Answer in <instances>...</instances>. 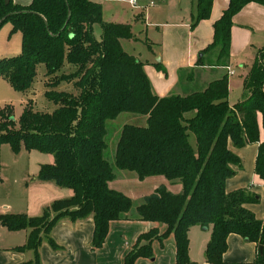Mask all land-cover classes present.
I'll return each instance as SVG.
<instances>
[{
	"label": "trees",
	"instance_id": "trees-1",
	"mask_svg": "<svg viewBox=\"0 0 264 264\" xmlns=\"http://www.w3.org/2000/svg\"><path fill=\"white\" fill-rule=\"evenodd\" d=\"M213 1L197 0L193 27L209 19ZM250 3L264 5V0H230L214 25V40L206 51L220 50L219 66L230 62L233 18ZM7 23L12 25L11 34H21L22 53L0 60V80L26 92L43 64L46 82L53 79L46 85V97L56 108L40 112L29 102L20 121L15 120L11 107L0 110V180L1 148L8 144L15 154L26 150L52 155L53 164L42 165L38 179L74 192L68 199L53 202L41 216L0 215V224L9 230H30L27 244L17 248L35 252V260L25 264H41L39 249L44 241L57 248L51 232L62 219L92 216L93 249L104 245L112 221L129 219L133 201L110 188L115 168L105 157L107 122L123 113L147 117V124L122 128L116 168L134 172L140 180L162 176L182 185L179 194L159 187L137 208L139 220L168 229L162 235L154 229L141 236L125 264L152 259V243L170 235L176 240L177 264H194L189 258L193 226L212 227L206 249L209 264H223L231 234L262 247L255 264H264V221L247 209L259 197L250 190L226 191L227 180L236 174L232 166H241L230 145L243 148L259 143L260 116L264 129V48L244 79L249 96L231 106L228 75L185 97L155 95L144 64L121 45V40L133 38L131 27L106 23L102 6L92 0H32L28 6L0 0V30ZM97 25L101 40L95 37ZM66 63L76 70L70 76L62 75ZM71 76L79 79L78 97L55 90ZM255 173L264 182V143L259 147Z\"/></svg>",
	"mask_w": 264,
	"mask_h": 264
},
{
	"label": "crops",
	"instance_id": "crops-1",
	"mask_svg": "<svg viewBox=\"0 0 264 264\" xmlns=\"http://www.w3.org/2000/svg\"><path fill=\"white\" fill-rule=\"evenodd\" d=\"M92 1L102 6L106 23L125 24L131 27L133 38L121 40V45L125 51V45H128L130 51L126 52L144 64L145 73L155 95L160 98L185 97L206 90L211 83L226 75L229 76L231 89L230 79L238 71L241 79L237 86L243 89L241 101L249 96L244 89V79L258 57V52L264 48V5L250 3L233 18L231 58L229 65L223 67L217 63L220 50L206 49L213 43L214 25L229 7L230 0H214L209 19L201 21L194 27L197 0H138L139 7L131 6L128 0ZM13 2L16 5L28 6L32 0ZM140 43L144 45L141 46ZM230 97L231 91L229 103L231 106L236 105L237 103H232ZM137 121L146 126L147 117L143 121L138 118ZM259 125V143L248 144L243 148L230 145L231 151L239 157L241 166H232L236 174L227 180L226 191L231 193L250 190L256 194L259 202L247 205V209L259 221H264V182L255 173L259 147L264 143L261 116ZM53 162L54 157L50 155L46 164ZM110 164L116 167L115 156L113 163ZM42 165L45 164L39 165L30 182L25 178L21 183L26 187L25 198L30 192L38 196L33 200L21 201L18 204L19 208H24L21 210H17L16 205L5 204L0 207V215L13 213L26 214L29 217L41 216L53 202L74 195L71 189L61 188L54 182L40 181L38 174ZM127 172L121 170L117 173L115 170V179L109 186L132 199L135 210L132 209L128 214L129 219L112 221L109 224L107 239L99 249H93L95 222L92 216L78 221L62 219L51 232L57 248L44 241L39 249L41 264H125L127 256L138 245L141 236L154 229H157L160 235L167 231L166 225L139 220L136 210L161 186H165L174 194H179L182 191L181 183L168 181L162 176L140 180L136 173ZM29 233L30 230L11 231L0 224V264H25L35 260L33 250L17 249L27 244ZM211 236L212 227L193 226L190 229L189 258L192 263L209 264L206 249ZM145 244L146 241L141 245ZM227 245L223 264L256 263L259 255L256 243L240 235L231 234L227 239ZM152 248L154 254L152 259L139 258L135 264H177V246L173 235L168 236L163 242L155 240Z\"/></svg>",
	"mask_w": 264,
	"mask_h": 264
},
{
	"label": "rangeland",
	"instance_id": "rangeland-1",
	"mask_svg": "<svg viewBox=\"0 0 264 264\" xmlns=\"http://www.w3.org/2000/svg\"><path fill=\"white\" fill-rule=\"evenodd\" d=\"M12 25L10 23L5 24L0 30V60L6 58H12L19 56L22 53V36L20 33L11 34ZM102 30L100 26H95V37L101 40ZM139 45H144L140 43ZM126 51H130L128 45H125ZM259 54V52H258ZM257 54V56H258ZM257 58V57H256ZM72 68V69H71ZM76 70L66 63L62 70V75H72ZM69 77L67 82L62 83L55 90L60 92H66L74 96H79L81 90L76 86L78 78ZM240 72H236L231 81V101L232 103H238L243 96V89L237 86L240 82ZM46 67L45 65H39L37 68V76L32 87L26 92H18L12 88L9 81L6 79L0 80V110H4L7 106L12 108V112L16 121H20L24 109L29 102L33 103L34 109L40 112H52L56 107L47 100L46 92L48 91L47 84L52 82V78L46 82ZM200 89V88H198ZM143 121L145 117L123 113L116 120L107 122V136L106 142L108 148L105 152V157L113 163L117 143L120 137L122 128L126 124H132L142 126L143 124L137 119ZM190 142L195 147V137L191 135ZM50 158L49 154L39 151H26L22 150L19 154H15L8 144H5L1 148V182H0V207L5 204L17 206L26 199H35L38 195L30 192L26 197L25 184H21L25 178L30 182L33 175L36 173L40 164H46ZM117 173L121 170L116 169ZM127 172V171H125ZM128 173V172H127ZM29 175V177H27ZM24 187V188H22ZM138 203V202H137ZM137 205V204H136ZM135 210V209H133ZM133 212V211H132Z\"/></svg>",
	"mask_w": 264,
	"mask_h": 264
},
{
	"label": "built area",
	"instance_id": "built-area-1",
	"mask_svg": "<svg viewBox=\"0 0 264 264\" xmlns=\"http://www.w3.org/2000/svg\"><path fill=\"white\" fill-rule=\"evenodd\" d=\"M128 3L131 5V6H133V7H139V2H138V0H128ZM152 5H153V3H152ZM233 72L231 71V74H232Z\"/></svg>",
	"mask_w": 264,
	"mask_h": 264
},
{
	"label": "water",
	"instance_id": "water-1",
	"mask_svg": "<svg viewBox=\"0 0 264 264\" xmlns=\"http://www.w3.org/2000/svg\"><path fill=\"white\" fill-rule=\"evenodd\" d=\"M9 2H10V0H6V4H9ZM259 251H260V253H262V252H263V248L261 247V248L259 249Z\"/></svg>",
	"mask_w": 264,
	"mask_h": 264
}]
</instances>
